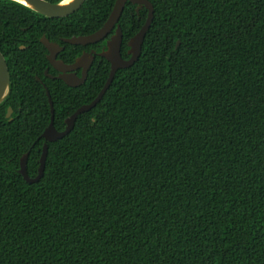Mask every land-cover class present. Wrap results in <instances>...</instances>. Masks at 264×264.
I'll list each match as a JSON object with an SVG mask.
<instances>
[{"label": "trees", "instance_id": "1", "mask_svg": "<svg viewBox=\"0 0 264 264\" xmlns=\"http://www.w3.org/2000/svg\"><path fill=\"white\" fill-rule=\"evenodd\" d=\"M53 3L62 0H48ZM138 60L48 143L54 125L91 103L110 75L99 55L72 87L41 41L73 63L116 0L48 17L0 0V51L11 92L0 104V264H264V0H149ZM148 8L127 1L121 53ZM24 46V47H22ZM52 75L53 77H50ZM12 108L11 117L7 116Z\"/></svg>", "mask_w": 264, "mask_h": 264}, {"label": "water", "instance_id": "2", "mask_svg": "<svg viewBox=\"0 0 264 264\" xmlns=\"http://www.w3.org/2000/svg\"><path fill=\"white\" fill-rule=\"evenodd\" d=\"M20 2L31 9L39 12L48 17H64L68 16L75 11H77L85 0H71L69 2H65L62 0L60 2L53 3L48 0H15ZM127 1H131L133 3L138 4L139 6H145L148 8V17L142 26V28L130 38L128 45L129 50L128 53L131 55L130 58L125 59L121 53V47L123 42V31L120 26L119 19L123 13L125 5ZM154 17V6L149 0H116L114 8L108 18V20L104 23V25L95 31L92 34L88 35H74L72 37L65 38L64 41L66 43L77 44V45H90L97 42H100L103 39H106L112 31H115L110 38L107 39L106 46L101 52H96L95 50L84 51L81 56H79L75 62L66 63L65 61L58 59V53L64 49V46L60 45L57 42H53L49 40L45 35L41 38V41L48 49V59L51 62L52 66L59 72L57 77L61 78L68 85L75 87L84 83L87 79L89 70L94 63V60L97 55L106 58L110 64V75L108 77L107 82L104 87L98 94V96L88 104H84L79 107L70 117L66 119V128L62 131L58 130L54 125V104L52 98L50 96V92L47 90V94L49 96L52 118L48 127L44 130L42 137L45 139L42 154L40 157V166L39 171L36 177H31L27 171L28 157L30 152H26L21 159V168L20 172L24 176V178L30 182L38 181L44 174L45 164L48 154V143L51 141H55L59 138L67 135L75 125V121L79 114L90 110L93 108L103 97L106 90L110 87L113 78L120 68L130 67L134 64L142 51L143 41L146 35L147 30L149 29L151 22ZM24 47V46H22ZM88 56V57H87ZM88 58L89 62L86 67L83 68L81 75H78L76 70L80 68L81 61ZM53 77L52 75H49ZM11 92V74L8 67V63L5 55L0 51V104L9 96ZM12 108H9L7 116L11 117Z\"/></svg>", "mask_w": 264, "mask_h": 264}, {"label": "flooded vegetation", "instance_id": "3", "mask_svg": "<svg viewBox=\"0 0 264 264\" xmlns=\"http://www.w3.org/2000/svg\"><path fill=\"white\" fill-rule=\"evenodd\" d=\"M114 32H115V31H112V33H111L106 39H103V40H105V45H104V47L106 46L107 39L110 38V36H111ZM101 41H102V40H101ZM104 47L102 48V50L104 49ZM91 50H95V49H91ZM91 50H90V51H91ZM102 50H101V51H102ZM95 51H96V50H95ZM101 51H96V52H101ZM81 55H82V54H81ZM81 55H80V56H81ZM87 57H88V56H87ZM87 57H85V59L81 61V64H80L81 66H80V68H78V69L76 70V72H77L78 75H81L83 68L86 67V66L88 65L89 60H88ZM95 59H96V58H95ZM94 62H95V60H94ZM93 65H94V63H93ZM93 65H92V66H93ZM92 66H91V67H92ZM90 69H91V68H90Z\"/></svg>", "mask_w": 264, "mask_h": 264}, {"label": "bare ground", "instance_id": "4", "mask_svg": "<svg viewBox=\"0 0 264 264\" xmlns=\"http://www.w3.org/2000/svg\"><path fill=\"white\" fill-rule=\"evenodd\" d=\"M69 1H71V0H65V2H69Z\"/></svg>", "mask_w": 264, "mask_h": 264}]
</instances>
